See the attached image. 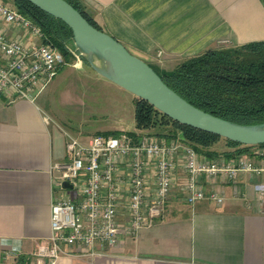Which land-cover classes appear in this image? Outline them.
Here are the masks:
<instances>
[{
	"label": "crops",
	"instance_id": "1",
	"mask_svg": "<svg viewBox=\"0 0 264 264\" xmlns=\"http://www.w3.org/2000/svg\"><path fill=\"white\" fill-rule=\"evenodd\" d=\"M81 1L103 31L160 73L209 49L264 41L260 0ZM0 26L9 37H21L19 30ZM74 63L63 66L54 80L67 66L84 70V63ZM44 92L34 101L0 96V264H37L34 252L51 236L53 202L78 200L76 189L64 188L56 169L69 162L68 136L86 145L98 133L126 132L72 134L45 109L47 103L37 102ZM251 152V160L264 161V148ZM258 182L264 176L243 173L236 183L222 185L221 206L208 200L189 205L178 186L152 227L125 237L103 255L83 256L66 247L68 254L58 264H264V197L254 191ZM12 247L19 253H9Z\"/></svg>",
	"mask_w": 264,
	"mask_h": 264
},
{
	"label": "built area",
	"instance_id": "2",
	"mask_svg": "<svg viewBox=\"0 0 264 264\" xmlns=\"http://www.w3.org/2000/svg\"><path fill=\"white\" fill-rule=\"evenodd\" d=\"M0 24L21 34L11 38L0 26V96L34 101L68 63L60 50L43 43L38 25L1 0ZM68 49L74 66L81 67L77 50ZM66 148L69 162L56 169L59 181L76 189L78 200L53 202L51 236L34 252L37 264H58L68 254L66 247L83 256L105 254L125 237L152 227L178 186L189 205L208 200L221 206L226 199L222 185L236 183L243 173L264 176V161L257 163L247 156L211 160L199 156L179 136L96 135L84 145L69 135ZM254 191L264 197V182L255 183ZM235 192L240 194L237 187ZM9 253L18 254L19 249L12 247Z\"/></svg>",
	"mask_w": 264,
	"mask_h": 264
},
{
	"label": "trees",
	"instance_id": "3",
	"mask_svg": "<svg viewBox=\"0 0 264 264\" xmlns=\"http://www.w3.org/2000/svg\"><path fill=\"white\" fill-rule=\"evenodd\" d=\"M95 28L102 30L81 0H66ZM264 6V0H260ZM6 5L38 25L43 43L62 52L67 63L74 58L69 47L76 50L72 30L61 20L39 9L28 0H8ZM84 64L88 63L82 58ZM174 92L193 106L224 120L241 124H264V41L229 48L209 49L196 57L179 63L171 72L160 73L147 62ZM135 124L138 132L108 131L102 136H120L148 132L159 138L180 137L199 156L217 160L223 157L235 161L253 157L254 148L182 125L164 115L150 103L135 97ZM152 131L154 133H152ZM222 149H217L220 142Z\"/></svg>",
	"mask_w": 264,
	"mask_h": 264
},
{
	"label": "water",
	"instance_id": "4",
	"mask_svg": "<svg viewBox=\"0 0 264 264\" xmlns=\"http://www.w3.org/2000/svg\"><path fill=\"white\" fill-rule=\"evenodd\" d=\"M63 21L73 32L77 52L100 76L182 125L246 146L264 144V124L241 125L213 116L174 92L143 59L103 30L92 26L66 0H28ZM63 187L72 189L68 181Z\"/></svg>",
	"mask_w": 264,
	"mask_h": 264
},
{
	"label": "rangeland",
	"instance_id": "5",
	"mask_svg": "<svg viewBox=\"0 0 264 264\" xmlns=\"http://www.w3.org/2000/svg\"><path fill=\"white\" fill-rule=\"evenodd\" d=\"M1 1L6 4L8 0ZM82 69L65 67L37 102L47 103L45 109L57 114V121L75 135L99 130L137 131L134 95L100 76L89 65L83 64ZM223 146L222 141L216 148Z\"/></svg>",
	"mask_w": 264,
	"mask_h": 264
}]
</instances>
